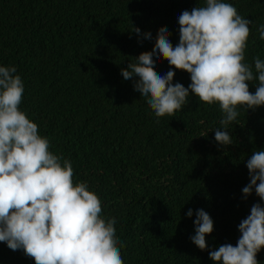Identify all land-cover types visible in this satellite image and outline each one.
<instances>
[{
	"label": "trees",
	"instance_id": "obj_1",
	"mask_svg": "<svg viewBox=\"0 0 264 264\" xmlns=\"http://www.w3.org/2000/svg\"><path fill=\"white\" fill-rule=\"evenodd\" d=\"M224 2L252 22L245 62L254 66L255 57L264 60L257 31L264 24V0ZM203 3L0 0V66L16 67L24 84L21 110L49 140L50 151L72 162L74 182H87L99 196L102 216L116 219L124 264H215L209 251L235 246L251 206H264L254 191L247 199L242 193L250 182L247 160L264 150V106L238 108L228 128L233 144L221 146L214 131L221 127L218 104L190 94L181 110L157 123L134 81L121 74L135 57L152 51L159 29L178 44V17ZM156 70L165 75L170 66L161 58ZM173 70V83L187 88L190 74ZM257 83L249 82L253 93ZM198 209L214 221L204 251L190 239ZM257 260L264 264V249ZM0 264L35 261L0 242Z\"/></svg>",
	"mask_w": 264,
	"mask_h": 264
},
{
	"label": "clouds",
	"instance_id": "obj_2",
	"mask_svg": "<svg viewBox=\"0 0 264 264\" xmlns=\"http://www.w3.org/2000/svg\"><path fill=\"white\" fill-rule=\"evenodd\" d=\"M252 22L224 0H204L202 6L184 10L178 17L179 42L170 41L166 28L157 32L151 52H142L121 69L125 80L159 118L174 116L191 95L206 105L218 104L221 127L215 141L233 144L228 130L238 108L264 106V60L245 62ZM132 31L140 33L139 28ZM257 31L264 40V24ZM151 39V33H144ZM155 53V59L153 56ZM166 60L170 70L160 75L156 61ZM190 74L186 88L173 83L175 71ZM15 66H0V242L12 251L23 250L35 264H124L116 234V219L102 216L99 196L87 182H74L73 164L50 151L49 140L20 105L24 84ZM138 78V79H135ZM258 81L253 93L249 82ZM223 129V130H222ZM250 182L242 188L245 199L255 192L264 201V150L254 151L246 162ZM186 215L191 218L193 210ZM195 234L190 237L201 251L214 221L196 210ZM235 244L209 251L215 264H260L264 249V206L254 203L238 225Z\"/></svg>",
	"mask_w": 264,
	"mask_h": 264
}]
</instances>
